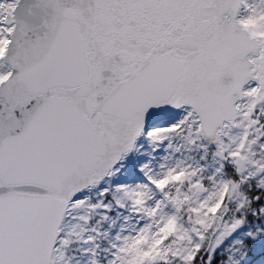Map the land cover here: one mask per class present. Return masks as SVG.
Instances as JSON below:
<instances>
[{
  "label": "snow or ice",
  "instance_id": "obj_1",
  "mask_svg": "<svg viewBox=\"0 0 264 264\" xmlns=\"http://www.w3.org/2000/svg\"><path fill=\"white\" fill-rule=\"evenodd\" d=\"M0 264H264V0H0Z\"/></svg>",
  "mask_w": 264,
  "mask_h": 264
}]
</instances>
